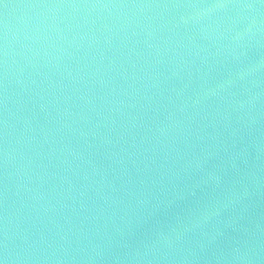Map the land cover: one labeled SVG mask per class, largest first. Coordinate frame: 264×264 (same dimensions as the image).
<instances>
[{
	"label": "water",
	"instance_id": "water-1",
	"mask_svg": "<svg viewBox=\"0 0 264 264\" xmlns=\"http://www.w3.org/2000/svg\"><path fill=\"white\" fill-rule=\"evenodd\" d=\"M3 264H264V0H0Z\"/></svg>",
	"mask_w": 264,
	"mask_h": 264
},
{
	"label": "snow or ice",
	"instance_id": "snow-or-ice-1",
	"mask_svg": "<svg viewBox=\"0 0 264 264\" xmlns=\"http://www.w3.org/2000/svg\"><path fill=\"white\" fill-rule=\"evenodd\" d=\"M0 264H3V261L2 260H0Z\"/></svg>",
	"mask_w": 264,
	"mask_h": 264
}]
</instances>
